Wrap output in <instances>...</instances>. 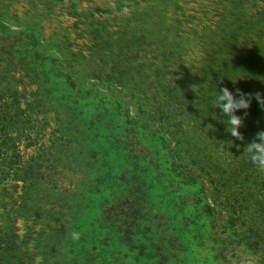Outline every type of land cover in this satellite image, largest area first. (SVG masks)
Masks as SVG:
<instances>
[{"label": "crops", "instance_id": "0c3cea01", "mask_svg": "<svg viewBox=\"0 0 264 264\" xmlns=\"http://www.w3.org/2000/svg\"><path fill=\"white\" fill-rule=\"evenodd\" d=\"M186 2L190 14L178 40L186 53L173 48L166 67L153 76L160 113L155 142L170 138L174 142L167 155L159 149L152 157L147 205L170 189L189 196L190 207L192 199L202 194L206 201L209 192L201 187L209 161L187 128L197 122L208 134L215 133L209 135L213 140H230L229 134L223 137L220 132L236 128L235 103H242V118L251 128L256 124L257 101L264 103V0ZM30 7V19L51 22L47 36L55 37L51 42L57 50L69 55L64 57V75L39 79L40 101L31 105L30 126L27 114L24 128H14V143L22 142L38 157L26 168L79 182L77 191L67 196L86 198L85 204L96 207L104 222L122 220L123 213L134 218L136 185L127 176L144 168L136 150L143 139L134 134L126 141L123 161H109L112 153L120 154L119 145L110 141L108 123L97 121L93 113H115L121 104L123 121L139 112L146 115L141 75L164 57L161 44L175 23L174 5L167 0H36ZM189 49L200 55L196 72L200 77L195 82L184 69L191 62ZM194 91L200 92L195 96ZM193 97L199 116L194 115ZM184 112L187 119L181 118ZM121 169L122 180L114 183L106 178Z\"/></svg>", "mask_w": 264, "mask_h": 264}, {"label": "flooded vegetation", "instance_id": "af4514ba", "mask_svg": "<svg viewBox=\"0 0 264 264\" xmlns=\"http://www.w3.org/2000/svg\"><path fill=\"white\" fill-rule=\"evenodd\" d=\"M18 1L11 9L8 6L10 10L7 20H30V5L36 0ZM167 1L174 5L176 20L180 8L186 9V22L180 36L182 39L190 14L187 2ZM42 35L35 34L40 46L45 45L44 36L47 35V31L42 30ZM241 90L239 89L240 92ZM235 104L236 128L230 130L224 128L220 132L223 137L229 134L230 140L226 137L219 143L210 137L211 135L214 137V132H210L212 133L210 135L200 128L203 138L216 157L209 155L194 133L209 161V171L201 187L209 192L206 201L203 194L191 198L190 207L189 196H180L179 189H170L161 196L156 195L151 204L147 205V187L153 177L151 158L148 173H144L143 168L140 173L127 176L136 185L134 218L123 213L122 220L116 218L109 224L103 221L102 216H98L96 207L88 208L85 204L86 198L67 196L77 191L74 187L79 182H70L69 177L57 178L55 174L30 172L26 166L29 168L31 164L26 161L17 167V171L9 172L6 176L9 182L7 186L10 187L7 190L0 189V201L6 203L13 199L11 204L18 206L27 198L38 199L32 200V205L30 204V208H33L31 214L25 215V212L23 214L18 210L19 212L10 215L8 222L0 228L1 236L6 237L4 231L9 228L13 230L12 237L16 242L25 246L24 252H31L39 247L35 264H226V261H232L233 257L230 253L224 255L225 246L226 250L231 252L229 248L240 243L245 247L247 264H259V247L235 204V196L240 189L253 188L252 183L245 182L243 174L245 171H256L257 157L260 159L258 163L264 165V138L256 145L255 129L264 128V103L258 101L256 103L254 128L247 125L242 118L244 116L241 111L242 103ZM200 111L196 109L194 112L199 116ZM14 131L8 133L7 140L12 142L13 148L23 149L22 142L14 143ZM243 149L248 150L247 154L249 153V158L252 159V170L241 167L243 164L241 161L245 157V154L241 153ZM35 162L36 159L31 160L34 165ZM197 175L199 174L196 173L195 176ZM140 177L144 178L141 202L138 181ZM228 181L233 184L230 189L227 188ZM60 192L66 196H61L62 194L57 196ZM41 194L48 196L42 197ZM36 213H39V224L35 223V226L28 224L27 220L37 219ZM118 217L121 218L120 215ZM226 217L231 219V224L225 220Z\"/></svg>", "mask_w": 264, "mask_h": 264}, {"label": "rangeland", "instance_id": "374dc122", "mask_svg": "<svg viewBox=\"0 0 264 264\" xmlns=\"http://www.w3.org/2000/svg\"><path fill=\"white\" fill-rule=\"evenodd\" d=\"M16 2L19 1L0 0V189L6 190L10 187L7 186L9 182L6 179L9 172L12 173L17 171V167L21 165V163L28 161L33 165L31 160L36 159V162L38 160V157L33 154V150L31 149L13 148L12 142L7 140L8 133L14 131V128H24L27 114L28 125L30 126L31 105L40 101L39 94L41 90L39 88L41 85L39 79L41 77L61 76V71H59L60 69L56 61L62 60V58L65 57V54L59 52L55 44L51 42L52 40L56 42L55 37H50L49 34L48 36H44V38H46L44 46H40V42L37 41L35 37L36 33L42 35V30L45 31L49 29L52 24L51 22L41 21L39 19H30L28 21L7 20L9 15L8 12ZM8 6L10 9H8ZM173 29L174 27L171 29L167 38L164 37L163 42L165 43L161 44L164 49L163 59L156 65L147 68L141 75L139 90L145 94L147 99L146 115L143 114V112H139V115H132L127 121H123V119H121L123 117V105L121 104L118 105L117 110L114 109V111H116L115 113L105 110H99L93 113L97 121L101 119L103 122L106 121L108 123V125L105 126L107 129L105 131L109 133L110 141L113 144L119 145L118 149L120 150V154L115 155V153H112V156L110 155V158H108L111 162L117 163L123 161V151L127 149L126 141L131 140L134 134H140L143 139L142 146L136 148L140 159L143 160V164V158L148 157L151 159L158 153L159 149L165 155L170 152V147L174 139L161 140L159 145L155 142V123L160 113L156 110L157 104L154 98L155 88L153 86V73L156 70H160V65L165 66L169 52L174 50L173 48L180 49L186 53V49L178 42L180 36L176 35ZM43 33L46 34L45 32ZM157 48L159 49V45ZM187 55L191 62L188 63L187 68L184 67V69L188 71L189 78L192 82L198 81L200 75L196 74V72L200 69V55L191 49L188 50ZM194 92L196 96L200 91ZM114 104L116 103L114 102ZM187 117L188 112H184V114L181 115L183 119H187ZM259 125L261 126V123H259ZM190 129L192 132L198 130V128H187L188 131ZM255 129L256 145H259L261 142L260 139L264 138V128ZM246 139L247 136L245 135V140ZM249 139L251 141V134L249 135ZM246 143H248V139ZM247 152V149L241 150V153L245 154V157L241 161L243 163L241 167L245 170H252V159L251 157L249 158V153L247 154ZM259 160L260 159L257 157L255 172L245 171V174H243L246 178L245 182L252 183L253 188L249 190L240 189V191H237L235 204L241 212L247 229L249 232H252V237L259 247V264H264V165L259 164ZM150 165L151 163L149 161L146 165L144 164V167H150ZM110 173V176H106V178L108 177L114 183L123 179V169L118 172H113L112 174ZM232 185V182H227L228 189H230ZM37 199L38 198L33 197L27 198L25 202L18 204V206L11 204L13 199H11L10 202H8L9 200L6 201V203L0 201V207L4 208H0V228L8 222L10 215L14 213L21 211L23 214L25 212V215L31 214V209H33L30 208L32 200ZM36 214L37 219H32V221L27 220L29 222L28 224L34 226L35 223L39 224V213ZM225 220H227L229 224L232 222L231 219L227 217ZM4 233L6 237H2L0 234V264H35L36 256L39 253V247L33 251L31 250V252H24L25 246L16 242L12 237L13 230L11 231L9 228H6ZM28 247L30 250V245ZM232 247L233 248H228L233 253L228 252L225 246L224 255L230 253L233 257V260L226 261V264H247L244 245L241 243L239 245L233 244Z\"/></svg>", "mask_w": 264, "mask_h": 264}, {"label": "trees", "instance_id": "16d2710c", "mask_svg": "<svg viewBox=\"0 0 264 264\" xmlns=\"http://www.w3.org/2000/svg\"><path fill=\"white\" fill-rule=\"evenodd\" d=\"M186 16H187L186 9L185 8H182V9L180 8L179 14H178V17H177V20H176V25L174 26V29H173L176 32V35L181 36V30H182V28H183V26H184V24L186 22ZM64 54H65V58H67V56L69 55V54H66V53H64ZM65 58L63 57L62 60H57L56 61L57 65H58V68L60 69L59 71H61V74H60L61 76L64 75L63 74V66H64V60H66ZM159 67H160L159 69H161L162 68V65H160ZM157 72H158V70H156L153 73V75H155V73H157ZM51 77H54V76H51ZM191 100L195 104V110L198 109V105H197V102L194 101V97ZM194 113L193 114L195 116H197V112H194ZM191 125L193 126V128H198L197 127V124L195 122L191 123ZM193 132L197 135V137L199 138V140L203 143L206 151L209 152V155H211L212 157H216V155L211 151V149H210L207 141L203 138V134H202L200 128H198V130L193 131ZM143 159H144V164L145 165H146L147 162H149V161L151 162V159L148 158V157L143 158ZM149 169H150V167H146L145 166L144 167V170H145L144 173H148L150 171ZM138 181L140 183L139 202H141V200L143 199V191H144V187H143L144 184H143V182H144V178L143 177H140ZM245 241H246V243L249 244V242L247 240H245Z\"/></svg>", "mask_w": 264, "mask_h": 264}]
</instances>
